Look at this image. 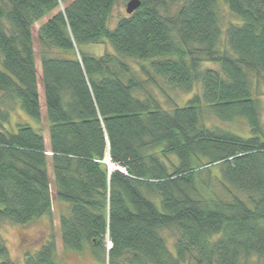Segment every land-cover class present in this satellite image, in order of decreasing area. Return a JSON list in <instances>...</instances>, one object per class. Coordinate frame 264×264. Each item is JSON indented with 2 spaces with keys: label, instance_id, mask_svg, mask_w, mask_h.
Returning a JSON list of instances; mask_svg holds the SVG:
<instances>
[{
  "label": "trees",
  "instance_id": "trees-1",
  "mask_svg": "<svg viewBox=\"0 0 264 264\" xmlns=\"http://www.w3.org/2000/svg\"><path fill=\"white\" fill-rule=\"evenodd\" d=\"M129 1L0 0V222L56 213L25 264H264V0Z\"/></svg>",
  "mask_w": 264,
  "mask_h": 264
},
{
  "label": "rangeland",
  "instance_id": "rangeland-1",
  "mask_svg": "<svg viewBox=\"0 0 264 264\" xmlns=\"http://www.w3.org/2000/svg\"><path fill=\"white\" fill-rule=\"evenodd\" d=\"M126 4L127 2L125 3L120 2L115 5L111 14L110 25L114 26L119 19L126 16L125 13ZM222 16L225 21H234V18L228 14L227 9L224 7L222 8ZM84 51L95 57H100L104 54L113 52L112 47L109 45V43H104L102 45L86 46L84 47ZM36 59H38L37 53H36ZM131 64L137 69V62L132 61ZM203 67L207 69L212 67L214 69L216 68L218 69L217 65H212V64H204ZM0 69H1V65H0ZM258 86H259V93L263 94L264 93L263 85L260 83ZM147 89L148 91L152 92L149 86L147 87ZM164 90L167 92V94L170 96L171 99H173L176 103H178V105H183L190 96V94H186L180 91H170L166 89ZM194 92L200 94L199 86H196L194 88ZM152 93L156 94L161 102H164L162 95H160V93L157 90H154ZM191 97L192 96H190L189 98ZM260 98L262 100V107H263L261 115H262V120L264 121V94ZM20 124L30 126L35 131H38L39 129L38 125L33 120H31L28 116H26L18 106H15V108H13L12 111H10L9 119L5 125V128L10 131H15L16 126ZM231 127L235 128V126H231ZM40 128L44 133V137H47L46 125L44 121L41 122ZM107 162L108 161H106V165L107 167H109ZM116 168H120V167L113 165V168L111 170L109 168V171L113 172L115 171ZM53 203H54V209L58 211L56 202L54 201ZM51 234H53L54 236H56L57 234L56 213L52 215L51 219H49L47 216H44L41 219L34 221L26 226H16L9 222H0V238L4 241L9 253V258L13 264H25L24 263L25 253H29V254L36 253L38 250L41 249L43 245H45L50 240ZM164 236L166 237L168 242L173 241L171 238L172 236L169 234V232L167 233L165 232ZM109 248L110 245L106 244V249L108 250ZM58 257L60 264H97L94 260H92V257L90 256L89 252L75 253V252H68L59 249Z\"/></svg>",
  "mask_w": 264,
  "mask_h": 264
},
{
  "label": "water",
  "instance_id": "water-1",
  "mask_svg": "<svg viewBox=\"0 0 264 264\" xmlns=\"http://www.w3.org/2000/svg\"><path fill=\"white\" fill-rule=\"evenodd\" d=\"M141 6V3L139 0H130L127 4H126V7H125V13L127 15H131L133 12H135L137 9H139V7ZM108 164V171H109V168L110 166H113L112 163L110 162V160H108L107 162ZM115 171H121L122 172V169L120 168H116Z\"/></svg>",
  "mask_w": 264,
  "mask_h": 264
},
{
  "label": "bare ground",
  "instance_id": "bare-ground-1",
  "mask_svg": "<svg viewBox=\"0 0 264 264\" xmlns=\"http://www.w3.org/2000/svg\"><path fill=\"white\" fill-rule=\"evenodd\" d=\"M113 168V166H110V170ZM112 172V171H111Z\"/></svg>",
  "mask_w": 264,
  "mask_h": 264
}]
</instances>
